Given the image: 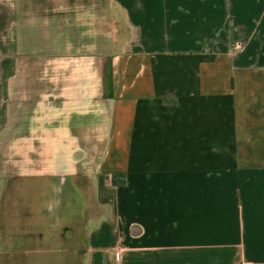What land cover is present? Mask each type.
I'll return each mask as SVG.
<instances>
[{"label":"crops","instance_id":"1","mask_svg":"<svg viewBox=\"0 0 264 264\" xmlns=\"http://www.w3.org/2000/svg\"><path fill=\"white\" fill-rule=\"evenodd\" d=\"M0 264H264V0H0Z\"/></svg>","mask_w":264,"mask_h":264}]
</instances>
